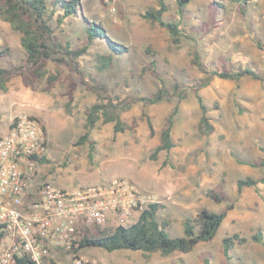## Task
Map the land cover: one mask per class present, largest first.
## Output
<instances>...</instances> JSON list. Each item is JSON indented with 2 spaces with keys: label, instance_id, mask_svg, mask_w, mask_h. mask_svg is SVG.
<instances>
[{
  "label": "rangeland",
  "instance_id": "1",
  "mask_svg": "<svg viewBox=\"0 0 264 264\" xmlns=\"http://www.w3.org/2000/svg\"><path fill=\"white\" fill-rule=\"evenodd\" d=\"M214 1L194 0L180 15L177 0H166V20L180 21L184 29L182 43L177 46L167 30L142 17L147 9L157 6L158 0H81L80 17L63 22H59L61 14L55 13L51 24L57 37L70 41L74 48L89 43L84 21L100 24L113 40L128 48L125 56L100 73L95 68L96 55L108 50L103 41L94 40L81 59L87 76L105 83L122 99L147 96L160 87L171 93L159 104H134L125 110L124 132L116 133L114 124L100 121L90 135L93 149L87 142L78 145V141L87 132V110L97 97L78 75H74L79 88L70 111L66 108L65 82L46 94L41 91L45 80L31 89L19 76L0 94L1 130L10 128L19 115L32 116L46 127L48 162L40 166L44 181L78 188L112 178L129 179L165 205L161 218L170 222L172 237H183L184 220L202 209L227 212L215 239L202 243L190 254L148 257L141 252L110 253L98 248L81 251L99 264H206V259L213 264H227L223 240L235 234L246 243L236 244L233 264H264V246L252 240L257 232L264 233V172L244 164L263 156L259 146L264 145V83L249 77L239 83L213 78L199 92L209 110V130L201 125V109L194 93L207 74L192 60L198 53L207 70L233 73L251 69L264 77V50L258 46V42L264 45V0H249L244 6L228 1L220 6ZM0 33L4 37L2 49L10 50L8 58L0 59V66L10 69L24 65L26 52L20 34L1 20ZM48 69L54 72L56 67L51 63ZM61 71L66 78L68 71ZM176 85L182 89L175 90ZM185 91L187 95L181 99ZM174 111L175 148L169 156L170 164L164 166L166 154L158 160L151 156ZM145 113L154 124L155 135L149 130ZM246 178L259 184L240 190L238 182Z\"/></svg>",
  "mask_w": 264,
  "mask_h": 264
},
{
  "label": "trees",
  "instance_id": "2",
  "mask_svg": "<svg viewBox=\"0 0 264 264\" xmlns=\"http://www.w3.org/2000/svg\"><path fill=\"white\" fill-rule=\"evenodd\" d=\"M228 1L235 6L247 5L249 0H215L214 3L222 6L221 2ZM81 0H0V18L8 23L12 30L21 36V45L26 52L25 64L19 67L5 68L0 66V94L7 89L11 80L22 76L25 86L36 89L37 85L43 80L46 81L41 91L46 94H52L56 87L64 82L67 84L66 97L68 99L66 108L68 111L72 108L76 100V92L79 88V82L74 75L83 81L88 91L96 95V102L87 110L86 130L87 132L80 138L78 145L89 143L91 149L94 143L90 140L91 132L96 128L100 121L112 123L115 125V132H124L127 129L122 114L125 110L134 104H143L153 106L161 103L171 97V93L165 87L147 96H129L122 99L109 89L105 83L98 82L97 79L87 76L83 68L81 59L87 54L90 45L94 40H101L105 43L108 53L96 55L95 68L98 72H105L110 69L114 63L128 53V48L121 42L113 40L106 30L97 23L84 21L89 43L74 48L70 41H63L56 35V31L51 22L58 11L61 14L59 22L65 19L77 16L80 17ZM194 0H177L178 13L183 15L186 8ZM225 4V3H224ZM169 13V5L166 0H158L156 7L147 9L143 14V19L152 24L159 25L168 31L173 45H180L184 35V29L181 22L166 20L165 16ZM260 49L264 50V45L258 42ZM10 56L9 49L0 47V59ZM193 64L207 77L194 93L197 96L201 109V125L212 130L210 125L209 110L205 106L199 92L201 89L210 85L215 77L227 81L239 83L245 77L254 81L264 83V77L257 72L246 69L239 72H227L218 70H207L198 53L193 55ZM53 64L56 69L49 72V64ZM68 71V76L63 78L61 69ZM176 89H182L176 85ZM176 93V92H175ZM185 94L181 99L185 98ZM177 111L170 115L164 127L160 132V144L155 148L152 159L158 160L161 154H166L167 158L163 165L169 163V156L175 148L173 139V128L175 125V116ZM144 117L148 123L152 135L156 134L154 124L151 118L145 113ZM1 119V114H0ZM263 153L262 158L256 161L244 162V164L264 172V145L259 146ZM42 163L48 162L47 156L40 160ZM264 182V179L261 180ZM258 181L253 178H246L238 182L240 190L247 187H257ZM216 199L217 195H211ZM166 209L162 203H155L141 214L137 223L129 228L111 225L104 229L79 228L74 240L73 252L78 253L85 249L98 248L113 253L117 251L141 252L145 256L160 254L163 257H169L175 253L190 254L202 243H209L215 239L222 224L224 223L227 212L216 213L208 209H202L195 217L187 218L183 222L184 236L172 237L169 234L170 222L161 218V212ZM252 240L264 246V233L257 232ZM246 240L238 234L229 236L223 240V255L227 264H233V252L236 244H244ZM206 264H213L209 259Z\"/></svg>",
  "mask_w": 264,
  "mask_h": 264
},
{
  "label": "built area",
  "instance_id": "3",
  "mask_svg": "<svg viewBox=\"0 0 264 264\" xmlns=\"http://www.w3.org/2000/svg\"><path fill=\"white\" fill-rule=\"evenodd\" d=\"M48 153L46 127L32 116L15 117L0 136V264H99L73 252L77 230L129 228L157 199L126 178L78 188L44 181Z\"/></svg>",
  "mask_w": 264,
  "mask_h": 264
},
{
  "label": "crops",
  "instance_id": "4",
  "mask_svg": "<svg viewBox=\"0 0 264 264\" xmlns=\"http://www.w3.org/2000/svg\"><path fill=\"white\" fill-rule=\"evenodd\" d=\"M0 20H1V18H0ZM2 22H4V21H2ZM4 23H6V22H4ZM7 132H9V128H3V130L0 129V136L6 134Z\"/></svg>",
  "mask_w": 264,
  "mask_h": 264
}]
</instances>
